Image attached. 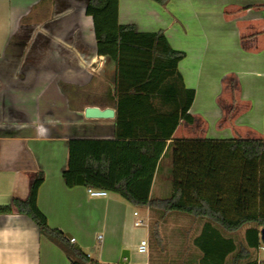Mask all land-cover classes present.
<instances>
[{
  "label": "crops",
  "instance_id": "1",
  "mask_svg": "<svg viewBox=\"0 0 264 264\" xmlns=\"http://www.w3.org/2000/svg\"><path fill=\"white\" fill-rule=\"evenodd\" d=\"M87 3L0 0V205L28 198L41 172L32 206L93 259L202 264L194 239L204 220L163 206L138 207L104 188V196L88 193L87 178L114 184L129 174L133 139L116 137L115 117L84 115L87 106L113 107L116 86L115 62L97 53ZM119 21L141 32L162 30L186 54L178 70L196 91L189 110L194 121L182 119L173 138H264V0H120ZM229 76L239 84L231 117L221 101ZM82 86L93 91L79 106L73 91ZM171 164L167 155L150 197L171 195L163 184L172 179ZM139 218L145 225H135ZM230 233L224 231L234 238ZM146 238L149 252L141 253ZM123 249L130 260L120 263ZM0 264L72 263L29 216L14 210L0 214Z\"/></svg>",
  "mask_w": 264,
  "mask_h": 264
},
{
  "label": "trees",
  "instance_id": "2",
  "mask_svg": "<svg viewBox=\"0 0 264 264\" xmlns=\"http://www.w3.org/2000/svg\"><path fill=\"white\" fill-rule=\"evenodd\" d=\"M119 1L88 0L86 14L93 19L97 53L116 65L115 135L133 139L131 167L114 184L90 177L86 185L118 193L138 207L163 206L204 220L194 239L202 264H227L228 257L232 264H264L252 252L262 244L264 228V138H173L182 119L194 121L189 110L196 91L185 85L178 70L186 54L173 48L162 30L141 32L135 24L120 23ZM154 1L165 5L169 0ZM234 82L228 80L232 86ZM167 155L172 159V193L150 197L155 172ZM41 177L38 172L28 198L0 205V214L17 210L29 216L72 264H104L34 209L31 198ZM245 225L244 243L224 234Z\"/></svg>",
  "mask_w": 264,
  "mask_h": 264
},
{
  "label": "rangeland",
  "instance_id": "3",
  "mask_svg": "<svg viewBox=\"0 0 264 264\" xmlns=\"http://www.w3.org/2000/svg\"><path fill=\"white\" fill-rule=\"evenodd\" d=\"M109 58V57H108ZM110 61H113L109 58ZM235 80V77L234 76H229L226 78V81L224 83V86H223V95H222V104L223 105H226V109L228 110V113H229V117H231V115H233V113L235 112L236 110V104L238 103L239 99H238V96H239V84L237 83V81L235 80V83L233 84H229L228 83V80L229 79H232ZM111 86L112 83L109 84V88H112ZM93 90L90 88V86L88 87H85V86H82V87H76L74 89V94H76V96L79 97V100L75 101V103L77 105H82L84 103H87V102H90L88 99V96L89 94H91ZM98 92V91H97ZM100 93V92H99ZM99 94H97L98 96ZM92 100V99H91ZM230 121V120H228ZM228 121L226 120V123H228ZM252 135V134H250ZM163 184L168 187V190L171 191L173 189V186H172V181H166L163 182ZM249 225H245L244 227H242L240 230H238L237 232H232L230 233L232 236H234V239L238 242V243H244V235H245V230L246 228L248 227ZM140 231L142 230V228L139 229ZM135 241H138V240H135ZM253 258H257V251L256 250H253ZM260 257L264 258V252H260ZM244 264V263H243Z\"/></svg>",
  "mask_w": 264,
  "mask_h": 264
},
{
  "label": "water",
  "instance_id": "4",
  "mask_svg": "<svg viewBox=\"0 0 264 264\" xmlns=\"http://www.w3.org/2000/svg\"><path fill=\"white\" fill-rule=\"evenodd\" d=\"M116 110L113 107H105L101 108L99 106H87L84 109V115L87 118H113L115 117ZM261 241L264 242V228L261 229ZM124 258H126V262L130 260V251L128 249H123L120 263L124 262Z\"/></svg>",
  "mask_w": 264,
  "mask_h": 264
},
{
  "label": "built area",
  "instance_id": "5",
  "mask_svg": "<svg viewBox=\"0 0 264 264\" xmlns=\"http://www.w3.org/2000/svg\"><path fill=\"white\" fill-rule=\"evenodd\" d=\"M88 193L91 195V196H104L107 194V191L104 190V189H100V188H93V187H88ZM135 215H138V212H135ZM145 221L141 218L137 219L135 221V225L136 226H143L145 225ZM101 237V236H100ZM72 242L75 241L74 238H71L70 239ZM139 252L141 253H148L149 252V239L146 238V239H143L140 244H139V248H138ZM258 251H264V242H262V244L258 247ZM258 260V263H260L261 261L259 259Z\"/></svg>",
  "mask_w": 264,
  "mask_h": 264
}]
</instances>
